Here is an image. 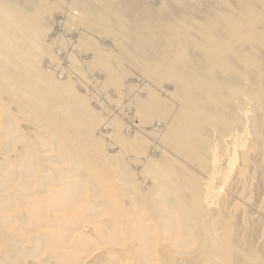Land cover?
<instances>
[{"label": "bare ground", "instance_id": "obj_1", "mask_svg": "<svg viewBox=\"0 0 264 264\" xmlns=\"http://www.w3.org/2000/svg\"><path fill=\"white\" fill-rule=\"evenodd\" d=\"M0 264H264V0H0Z\"/></svg>", "mask_w": 264, "mask_h": 264}]
</instances>
